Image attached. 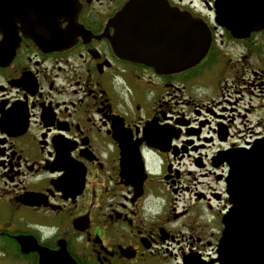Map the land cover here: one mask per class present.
I'll return each instance as SVG.
<instances>
[{"label": "flooded vegetation", "instance_id": "af4514ba", "mask_svg": "<svg viewBox=\"0 0 264 264\" xmlns=\"http://www.w3.org/2000/svg\"><path fill=\"white\" fill-rule=\"evenodd\" d=\"M163 1L211 31L192 69L118 54L130 0L11 1L0 264H220L230 164L264 150V0L234 16L255 24L244 37L218 0Z\"/></svg>", "mask_w": 264, "mask_h": 264}, {"label": "water", "instance_id": "95a60500", "mask_svg": "<svg viewBox=\"0 0 264 264\" xmlns=\"http://www.w3.org/2000/svg\"><path fill=\"white\" fill-rule=\"evenodd\" d=\"M11 1L0 0V28L6 36L12 30L8 21ZM254 1L218 0V12L230 19L234 36L244 37L254 30L252 18L244 26L234 23L237 14H257ZM67 3L63 0L64 10ZM110 24L115 29L111 41L119 55L158 71L177 73L195 67L212 43L211 31L200 21L179 16L163 0H130ZM230 166L227 193L231 208L223 220L218 262L264 264V150Z\"/></svg>", "mask_w": 264, "mask_h": 264}, {"label": "rangeland", "instance_id": "374dc122", "mask_svg": "<svg viewBox=\"0 0 264 264\" xmlns=\"http://www.w3.org/2000/svg\"><path fill=\"white\" fill-rule=\"evenodd\" d=\"M218 174H220L221 173V170H218V172H217ZM223 173V172H222ZM214 179L213 178H210V181H208V182H211L212 183V186H214V181H213Z\"/></svg>", "mask_w": 264, "mask_h": 264}]
</instances>
